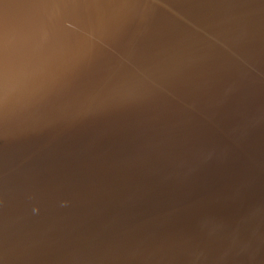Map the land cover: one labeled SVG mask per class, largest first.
<instances>
[{
    "label": "water",
    "instance_id": "water-1",
    "mask_svg": "<svg viewBox=\"0 0 264 264\" xmlns=\"http://www.w3.org/2000/svg\"><path fill=\"white\" fill-rule=\"evenodd\" d=\"M0 264H264V0H0Z\"/></svg>",
    "mask_w": 264,
    "mask_h": 264
}]
</instances>
